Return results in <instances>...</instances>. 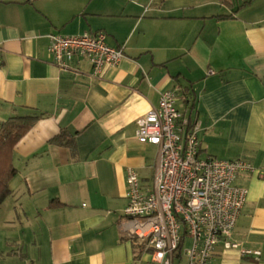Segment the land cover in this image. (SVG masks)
<instances>
[{"label": "crops", "instance_id": "crops-1", "mask_svg": "<svg viewBox=\"0 0 264 264\" xmlns=\"http://www.w3.org/2000/svg\"><path fill=\"white\" fill-rule=\"evenodd\" d=\"M95 31L123 48L116 65L52 63L49 33ZM0 54V121L40 116L13 148L0 264H158L123 212L128 169L150 187L159 158L136 119L167 89L202 156L254 168L234 181L247 193L230 238L260 257L218 242L211 264H264V0H0ZM62 130L73 146L49 142Z\"/></svg>", "mask_w": 264, "mask_h": 264}, {"label": "built area", "instance_id": "built-area-1", "mask_svg": "<svg viewBox=\"0 0 264 264\" xmlns=\"http://www.w3.org/2000/svg\"><path fill=\"white\" fill-rule=\"evenodd\" d=\"M47 38L52 63L63 70H74L73 63L85 60L91 75L98 77L105 66L124 57L123 48L110 46L103 31L51 32ZM177 99L174 89L164 90L158 104L136 119V138L157 146L159 158L150 187L133 169L126 173L125 233L143 250H150L158 264H173L179 250L187 264H211L218 242L258 259L259 250L230 238L247 193L234 181L239 172L253 171L252 164L242 158L202 156L199 126L195 122L190 126L176 106Z\"/></svg>", "mask_w": 264, "mask_h": 264}, {"label": "trees", "instance_id": "trees-1", "mask_svg": "<svg viewBox=\"0 0 264 264\" xmlns=\"http://www.w3.org/2000/svg\"><path fill=\"white\" fill-rule=\"evenodd\" d=\"M39 117V115L11 116L0 121V204L10 195L9 182L16 174L12 160L13 148ZM49 142L73 146V139L65 130L60 131ZM177 256H180V250Z\"/></svg>", "mask_w": 264, "mask_h": 264}, {"label": "rangeland", "instance_id": "rangeland-1", "mask_svg": "<svg viewBox=\"0 0 264 264\" xmlns=\"http://www.w3.org/2000/svg\"><path fill=\"white\" fill-rule=\"evenodd\" d=\"M181 256H182V258H183V260H182L181 262H182V264H184V262H185L186 259H185V257L183 256V254H182ZM174 264H177V261H176V260L174 261Z\"/></svg>", "mask_w": 264, "mask_h": 264}]
</instances>
